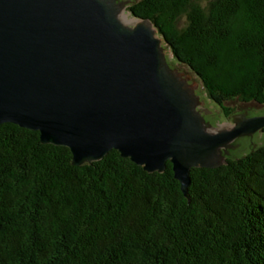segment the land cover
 <instances>
[{
	"label": "trees",
	"instance_id": "16d2710c",
	"mask_svg": "<svg viewBox=\"0 0 264 264\" xmlns=\"http://www.w3.org/2000/svg\"><path fill=\"white\" fill-rule=\"evenodd\" d=\"M127 9L225 116L227 101L264 104V0ZM226 162L190 169L188 203L168 161L146 172L112 149L76 166L67 147L2 123L0 264H264V145Z\"/></svg>",
	"mask_w": 264,
	"mask_h": 264
},
{
	"label": "water",
	"instance_id": "95a60500",
	"mask_svg": "<svg viewBox=\"0 0 264 264\" xmlns=\"http://www.w3.org/2000/svg\"><path fill=\"white\" fill-rule=\"evenodd\" d=\"M128 2L0 0V124L67 147L76 166L112 149L146 172L168 161L189 203L190 169L227 164L264 115L204 120L197 83L149 20L121 12Z\"/></svg>",
	"mask_w": 264,
	"mask_h": 264
},
{
	"label": "rangeland",
	"instance_id": "374dc122",
	"mask_svg": "<svg viewBox=\"0 0 264 264\" xmlns=\"http://www.w3.org/2000/svg\"><path fill=\"white\" fill-rule=\"evenodd\" d=\"M131 2H128L124 4V8L122 9L124 12L128 11V6L136 0H130ZM128 17L133 18V16L129 13ZM185 21L182 17L178 22V27H182L184 25ZM160 37L159 35H157ZM164 43V42H163ZM162 43V45H164ZM171 60L175 63V66L181 69H184V73L191 75V80H193L195 83H197V95L200 99L204 100V104H206L207 110L213 112L211 114H204V112H200V115L203 116L204 120H207L209 122H213L215 125H221L226 127H232L234 126V123L231 122V117L236 114H241L242 112H245L246 110V117H253V116H260L264 115V104H257L255 102H241L237 99H234L232 101H227L224 103L225 106L232 109L233 112L230 113V115L225 116L218 105H216L214 102H212L208 96L206 95L200 80L184 65L179 63L173 56L171 57ZM237 143L240 144V146L237 148V150L234 153L233 158L228 159H235L238 158L245 153H247L250 149L256 148L258 146L264 145V131L259 130L255 133H253L250 136H241L237 138ZM252 143V144H251Z\"/></svg>",
	"mask_w": 264,
	"mask_h": 264
},
{
	"label": "bare ground",
	"instance_id": "6f19581e",
	"mask_svg": "<svg viewBox=\"0 0 264 264\" xmlns=\"http://www.w3.org/2000/svg\"><path fill=\"white\" fill-rule=\"evenodd\" d=\"M122 9H123V8H122ZM122 9H121V12H124ZM127 19L133 20V19H135V18H131V17H128V16H127Z\"/></svg>",
	"mask_w": 264,
	"mask_h": 264
},
{
	"label": "flooded vegetation",
	"instance_id": "af4514ba",
	"mask_svg": "<svg viewBox=\"0 0 264 264\" xmlns=\"http://www.w3.org/2000/svg\"><path fill=\"white\" fill-rule=\"evenodd\" d=\"M227 159V158H226Z\"/></svg>",
	"mask_w": 264,
	"mask_h": 264
}]
</instances>
